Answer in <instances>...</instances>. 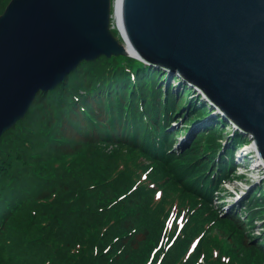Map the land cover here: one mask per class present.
Here are the masks:
<instances>
[{
    "label": "trees",
    "instance_id": "16d2710c",
    "mask_svg": "<svg viewBox=\"0 0 264 264\" xmlns=\"http://www.w3.org/2000/svg\"><path fill=\"white\" fill-rule=\"evenodd\" d=\"M10 1L0 0V15ZM163 78V68L129 56L102 55L84 61L54 90L39 92L26 117L0 139V264H147L156 242L175 231L166 223L173 206L158 205L155 185L149 174L143 177L150 165L166 186L165 196L191 211L176 251L171 249L161 264L182 263L184 254L177 251L187 252L185 246L201 233L192 260L202 254L209 264H250L249 258L221 263L215 254L224 238L216 243L213 237L220 233L213 229L232 228L228 234L235 241L245 236L243 222L253 217L241 223L208 208L227 176L232 146L220 152L218 127L202 133L181 154L170 146L168 128L179 110L191 114L197 106L192 117L206 116L209 106L201 103L199 110L200 104L190 102L189 88L177 101L172 89L165 93L159 86ZM224 122L220 116L218 129ZM102 143L113 147L106 152ZM111 157L116 158L112 169ZM111 172L114 180H109ZM130 172L139 174V188L120 198L126 191L119 190L118 180ZM117 184L118 189L110 188ZM255 190L259 195L251 199L264 195ZM202 219L214 221L199 228ZM245 246L258 258V245Z\"/></svg>",
    "mask_w": 264,
    "mask_h": 264
},
{
    "label": "water",
    "instance_id": "95a60500",
    "mask_svg": "<svg viewBox=\"0 0 264 264\" xmlns=\"http://www.w3.org/2000/svg\"><path fill=\"white\" fill-rule=\"evenodd\" d=\"M11 0L0 15V139L83 61L136 55L180 74L264 164V0ZM113 20L122 38L112 31Z\"/></svg>",
    "mask_w": 264,
    "mask_h": 264
},
{
    "label": "rangeland",
    "instance_id": "374dc122",
    "mask_svg": "<svg viewBox=\"0 0 264 264\" xmlns=\"http://www.w3.org/2000/svg\"><path fill=\"white\" fill-rule=\"evenodd\" d=\"M100 63V62H98ZM97 64L98 68H100L102 65ZM101 69V68H100ZM177 74V73H176ZM176 76H174V74L171 76V79L169 80V84L170 85H174V92L175 96L177 97V101H180L181 99V95H185V93L179 95V93L182 92V90H184L185 88L187 89V84H179V79L175 78ZM174 81V82H173ZM169 85L168 88L171 89V86ZM178 85V86H177ZM185 88H182V87ZM177 87V88H175ZM182 88V89H181ZM185 89V90H186ZM162 90L167 92V85H166V81H164L162 83ZM172 91V90H171ZM193 96H197V93H195L194 95H190L188 94V100L190 102H194L195 99H193ZM205 105H207L206 103H204ZM210 104H208L209 106ZM199 110L203 109L201 106H198ZM197 106L194 108L196 109ZM194 109L192 110V113H184L183 110H179L178 112V118L180 119V121H177L176 118H173V126L175 128L173 129H179L178 135H172L173 133H176L175 130H170L168 129V134H170L171 136L167 137V143L170 146H175V148H177V152H179L180 154L183 153L184 151H186V149L194 142L196 141V139L198 138V136H200L202 133L204 132H208L211 128H219V124L218 121L217 122H203L202 117H207L208 115H210L211 117L213 116L214 119H216L217 117H219V115H221L220 113H218V111L220 110L219 108H216L215 106L210 107V111L207 113L206 116H194L192 117L195 113H194ZM181 111V112H180ZM198 111V110H196ZM210 117V118H211ZM176 120V121H175ZM187 120H190L191 124L186 123ZM211 123V124H210ZM231 123L227 120L226 122H224V124L222 125V130L221 129H216L217 132V141L219 143L222 144V148L220 150V152H224L225 150H227L226 147H231V141L230 139L234 138V144H233V148L230 150V152L233 150V152H235L238 147L241 145H243L244 148L250 147L253 139L246 134L245 132H236V134L240 133L239 135H234V129L231 127ZM222 132V133H221ZM165 137H163L162 139L164 140ZM228 141V146H226V143ZM163 142V141H162ZM103 147L106 148V152H109V150L112 149V145H106L104 146V143H102ZM253 153V152H252ZM235 158V157H234ZM70 160V159H69ZM82 160H80L81 162ZM233 161V160H232ZM83 163L86 164L87 162L85 160H83ZM234 163V162H233ZM148 165V163H147ZM108 166L112 169L116 166V158L115 157H111L110 160L108 161ZM207 167H209V165H207ZM149 169V173L146 172L145 174H143V177H146V175L149 174V182H151V184L155 185V193L158 199L155 200V202L159 205V202L161 201H165L167 202V204L169 206H173V208L169 211L168 214V221L172 222L173 228H174V234H171V237L166 240L164 239V237H161V241L158 240L156 242V246L152 249V252L150 254V257L147 261H145L147 264H161L162 261L164 260L165 256L168 254V252L172 249V252L176 251L174 250V247L178 244V240L180 239V237L184 234V229L186 227H189L190 221H191V211H188L187 213L185 212L183 216H181V211H180V206L177 204V202L173 203L171 197H166L165 196V190H166V186H164L162 184L161 179H159L158 175H156V173L154 172L155 168L150 165L148 167ZM160 169V168H159ZM257 171H252L248 168V166H242L240 168H236L235 166H230V169L228 170V172L226 173V179L227 182L224 185V189L220 190V192H216L217 195L218 194H222L223 200L221 199H217L216 197L214 198V200H212V203H210V207L208 208H212L216 213H218L221 217L226 218V217H231L234 219L239 218L241 220V223L244 220H247V216H253L251 219H248L246 222H243L244 224H246V228H244V232H245V236H236L235 237V241L233 238L229 237V232L232 231L230 230H223L222 229H213L214 231H219L217 235H214V239L217 240L219 239V237H223L224 238V243L219 245H216V250H218V255H216L217 257L220 258V262L221 263H227V262H231V260L233 258L238 259L240 263H242L241 260H245L247 258L250 259V264H264V256L261 257V253L264 254V241H262V238L264 237V195H260V198L257 199H251V197L253 196V194L258 193L255 192L257 189V187L259 188L260 192L264 191V169H261L258 171V169H260L259 167L256 168ZM161 170V169H160ZM86 171L88 172V174L91 176V172H89L88 169H86ZM93 171V170H92ZM112 171V170H111ZM97 172V171H94ZM98 173V172H97ZM240 173V174H239ZM244 173V174H241ZM134 173H128L126 174L123 178L118 180L119 185H121L122 188H120L119 190H123L126 191L124 193H122L119 197L123 198L125 195L127 194H132L133 192H135L136 190H138L139 188V184L136 182L135 179H139V174L136 173L133 176ZM95 176L98 177V174H94ZM115 177L112 176V172H111V178H109V180H114ZM118 178V177H116ZM96 178H91V181L94 182L96 181ZM106 178L104 177L102 179V183L101 185L105 182ZM95 186H98L96 182H94ZM119 185H112L110 186V188L113 190L115 188H119ZM135 186V187H134ZM132 187H134L132 189ZM95 187H93L92 189H94ZM217 188V187H216ZM219 188V187H218ZM217 188V189H218ZM112 190H109V192H112ZM98 192V188L96 190ZM106 193H107V189H106ZM154 193V194H155ZM91 194H94L93 192ZM107 195H109L107 193ZM231 195V196H230ZM259 195V193L257 194ZM229 197V198H228ZM232 197V198H231ZM160 199V200H159ZM177 200V198L175 199ZM240 200V201H238ZM238 201V202H237ZM117 201H114V203H116ZM135 206V205H132ZM229 207H232V210L227 211V209ZM158 210V209H157ZM177 210V214L174 215L173 212ZM107 210H104L102 212H105ZM117 213V212H116ZM118 214V213H117ZM239 214V215H238ZM21 216L18 215L17 218H19ZM190 216V217H189ZM189 217V218H188ZM206 220H200L199 222V228H201L202 226H204L205 224L210 223L211 221L214 220H210V221H206V223H203ZM156 223L159 225L158 221L156 220ZM180 225H183V231L181 233V236L179 235L176 238V234L178 233L179 229H180ZM152 231V228H151ZM207 234L209 235L211 231L208 230L207 227ZM152 237H154L155 239L158 238L151 232L150 234ZM236 235V234H234ZM150 236V237H151ZM159 239V238H158ZM246 240V244L248 243H253V245H258L257 249L259 250V252L257 251V256H252V251L253 248H247L243 243V241ZM201 242V241H200ZM200 242L198 243V245H195L196 243L193 244V247L191 246V250L194 247H198ZM192 243V242H191ZM218 246V247H217ZM184 247V246H183ZM187 247V248H186ZM189 247L190 244L185 246L186 251H189ZM197 247L192 250L190 253L189 252H183L181 251H177L180 253H183L184 256H181L182 258V263L181 261H178V257H176L177 260L175 263L173 264H209L208 260L205 259L204 256H202V254H198V256H196L195 260H192V256L193 253L196 252ZM183 249V248H182ZM179 256V255H178ZM70 264H75L74 262H70Z\"/></svg>",
    "mask_w": 264,
    "mask_h": 264
},
{
    "label": "bare ground",
    "instance_id": "6f19581e",
    "mask_svg": "<svg viewBox=\"0 0 264 264\" xmlns=\"http://www.w3.org/2000/svg\"><path fill=\"white\" fill-rule=\"evenodd\" d=\"M120 3L121 0H117V19H118V24L120 27H122V23H121V14H120ZM252 147L255 146L254 141L251 144ZM255 148V147H254ZM259 160L261 161V163L263 164L262 160L259 158ZM263 166V165H262Z\"/></svg>",
    "mask_w": 264,
    "mask_h": 264
}]
</instances>
